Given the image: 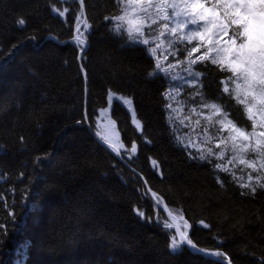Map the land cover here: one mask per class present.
<instances>
[{
    "label": "trees",
    "instance_id": "obj_1",
    "mask_svg": "<svg viewBox=\"0 0 264 264\" xmlns=\"http://www.w3.org/2000/svg\"><path fill=\"white\" fill-rule=\"evenodd\" d=\"M123 8L117 0H85L81 14L80 0H0V264H259L264 191L242 196L237 175L216 169L214 158L199 161L201 154L180 141L168 94L178 88L187 108L203 105L191 99L192 86L170 87L173 69L167 82L163 72L148 75L157 72V59L143 50L148 46L126 47L115 34L117 21L104 19ZM60 9L68 11L59 16ZM83 22L88 49L80 60L74 33ZM164 24L145 21L151 46L167 32ZM185 47L192 45L176 50ZM176 53L160 64L184 70L198 54L182 52L181 63ZM205 86L216 95L214 84ZM108 92L116 98L110 118L131 168L95 138L104 139L97 122L110 107ZM120 97L132 100L139 128ZM230 103L239 118L242 106ZM243 122L250 125L246 115ZM158 204L178 217L198 249L223 253L219 260L186 246L172 254L177 232Z\"/></svg>",
    "mask_w": 264,
    "mask_h": 264
},
{
    "label": "snow or ice",
    "instance_id": "obj_2",
    "mask_svg": "<svg viewBox=\"0 0 264 264\" xmlns=\"http://www.w3.org/2000/svg\"><path fill=\"white\" fill-rule=\"evenodd\" d=\"M117 3L125 5L122 9L124 14L115 17L105 16L104 19L107 23H111L113 19L127 23L126 29L120 24L115 28V34L120 36L126 47L135 49L141 45H147L148 47L143 49L145 54L150 52L152 56L156 55L160 44L157 43L156 47H151L149 40L144 38L146 35H150L144 31L145 21L151 20L152 24L157 22V17H154L151 11L153 7L160 14L158 18L167 22L163 27L173 36H176L179 41L187 40L190 44L194 40L199 41V46L192 44L190 49L185 47L178 49L176 53L180 56L182 63V52L187 51L191 56L192 53L200 52L201 46L206 49L203 55L189 60L184 68L187 77L190 78L187 82L193 88L191 99L210 111L211 115L206 119L211 120L213 116L218 118L220 126L218 131L228 133L227 137L216 145L217 148L221 147V144L224 145L225 150L230 148L233 153L232 160L246 164L253 172L259 173L260 169H264V0H211V3L208 0H193L190 4L187 3V0H183V4L177 3V0H159V3L155 5L153 0H117ZM84 7L85 0H80L81 14H83ZM167 8H171L176 17L187 11L190 19L175 20V27L169 28V23L173 22V17L165 12ZM52 11L55 13L57 9L53 8ZM67 11V9H61L58 15L64 16ZM72 19L78 21L79 17L74 15ZM16 24L23 28L26 20L19 17ZM85 25V31H87V21H85ZM188 25H194L197 28L184 35L182 30ZM76 32L79 33L75 37L76 43L84 45L86 41L81 39L83 33L79 27L76 28ZM124 32L127 33L126 40L123 35ZM2 54L3 52L0 51V55ZM197 61L203 65L202 68H193ZM209 63L215 68H209ZM174 66L170 61L168 66L164 67L157 60L155 63L157 72L148 75L152 78H159V73L163 72V78L167 82L169 71ZM81 70L83 71V68ZM219 73H225V76L220 77ZM201 77L205 79H201ZM177 79L176 75L171 76V81L175 82ZM221 83L224 84L222 91ZM206 84L208 86L215 85V96L208 95ZM175 86V83L170 85V87ZM107 95L108 102L111 104L113 93L108 92ZM120 98L124 99L123 97ZM168 99L174 100L175 97L169 93ZM232 100H235L236 105L242 106L243 111L239 118L233 113L234 106L230 103ZM124 103L132 105V100L124 99ZM167 107L171 108L172 104L168 103ZM192 111L195 112L196 110L193 109ZM244 115H246L250 125L243 122ZM140 126V122L137 121V128ZM105 143L118 155L119 148L124 146L118 141L113 144L107 138H105ZM136 147L135 143L131 145L132 153L136 152ZM212 154L211 149H209L207 155L202 153L198 159L201 162H207L208 156ZM224 154L225 152L221 151L218 158H223ZM246 156L249 158L245 159ZM252 157H256L258 160ZM232 160L228 162L232 163ZM152 163L158 167L155 159ZM257 163H259V168ZM36 166H39V159ZM214 167L225 172L229 171L222 164H215ZM252 180L253 177L249 175V182L239 185L240 188L246 189V191L241 192L242 196L255 198L258 190L264 191V182H261L264 180V176L258 174L255 178L256 182L252 183ZM218 182L223 186L222 178ZM152 196L156 197V193L153 192ZM138 215L143 218L144 213L139 212ZM164 227L170 228L171 225L165 224ZM204 227L207 228L208 224L205 223ZM177 235H172L169 245L172 254H179L183 250L182 246L203 252V249H198L186 233L178 230ZM211 255L222 256L223 253L215 252ZM220 264H223V261H220ZM259 264H264V259L260 260Z\"/></svg>",
    "mask_w": 264,
    "mask_h": 264
},
{
    "label": "rangeland",
    "instance_id": "obj_3",
    "mask_svg": "<svg viewBox=\"0 0 264 264\" xmlns=\"http://www.w3.org/2000/svg\"><path fill=\"white\" fill-rule=\"evenodd\" d=\"M193 0H187V3H192ZM209 2V1H208ZM154 5L159 3V0H153ZM177 3L183 4V0H177ZM125 7V5H124ZM61 10V9H60ZM151 11L155 14V16L158 18L159 13H157L156 8L153 7ZM59 12V10H58ZM165 12L173 17V22L169 23V28L175 27V20H185L190 19L188 16L187 11L182 12V14L179 17L174 16L173 10L171 8L165 9ZM124 14V11H122V14ZM140 15H143L140 13ZM162 22L167 23L163 19H160ZM123 28H127L126 22H118ZM145 24V23H144ZM79 27V26H78ZM81 29V27H79ZM197 26L194 25H188L187 28L182 30V33L184 35H187L189 31L196 30ZM168 33V34H167ZM127 35V33H126ZM196 42V44L199 46V41L194 40L192 43ZM151 47H156V44L159 43L160 47L157 48L156 55L153 56L158 61L162 62L164 65H167L166 58L173 52H177L176 46L179 43H182L184 45H192V43H188L187 40L179 41L176 36H173L171 32L167 30V32H163V35L159 39V41ZM206 49H204L201 46V51L198 52L197 57L203 55L205 53ZM151 54V53H150ZM194 54V53H192ZM191 54V55H192ZM215 55V53H213ZM190 56V55H189ZM196 57V58H197ZM193 58V59H196ZM189 62V61H188ZM163 65V66H164ZM165 67V66H164ZM182 66L175 64V66L172 68L173 71L171 72V76L176 75L178 79L173 82L176 85L182 86V85H189L188 84V78L187 73L184 70H181ZM170 74V71H169ZM231 87V86H230ZM176 88V86H175ZM172 96L175 97L174 100H172L171 104L172 107L169 108L170 111V118L172 125L174 128L177 129L178 132L181 133V142L188 146L191 151H195L199 154H205L207 155L209 149L212 151V155L208 156V158H214L218 164H222L224 168L228 169L233 174L237 175L242 182L247 183L249 175L253 177L252 183H255V178L259 174L260 176H264V169H260L259 173L253 172L252 169H249L246 164H241L238 160H232L233 153L231 152V149L228 148L225 150L224 145L221 144V147L217 148L216 145L221 143V140L223 138H226L228 133L224 131H218L219 129V121L217 117H212L211 120L206 119V117H209L211 115L210 111L206 108L201 109H195L196 111L193 112V108H187L186 105H183L178 97L181 95V91L176 88V90L172 91ZM131 107V114L134 119V124L137 125V121L134 116L133 108L131 105H128ZM199 121V123H197ZM98 125L97 128L100 131V134L108 140H110L113 144H116L117 141L119 144H121L120 136L117 133V131L114 128V124L110 118V115H108V109L103 110L101 112V115L98 117ZM119 150H123L122 148H119ZM221 151H224V157L218 158L219 153ZM249 157L246 156L245 159H248ZM253 159H257L256 157H252ZM232 160V163H229L228 161ZM257 167L259 168V163H257ZM261 182H264L262 180Z\"/></svg>",
    "mask_w": 264,
    "mask_h": 264
},
{
    "label": "water",
    "instance_id": "obj_4",
    "mask_svg": "<svg viewBox=\"0 0 264 264\" xmlns=\"http://www.w3.org/2000/svg\"><path fill=\"white\" fill-rule=\"evenodd\" d=\"M86 50V49H85ZM85 50L83 51V52H85ZM82 54V53H81ZM116 154H117V152H116ZM117 156H118V158L120 159V160H122V158H121V155H120V153H119V155L117 154ZM127 165V164H126ZM128 166V165H127ZM143 179V178H142ZM160 209L165 213V215L167 216V217H169V218H171L172 220H173V222H174V224H175V226H176V229H177V232H178V230L180 231V232H182L181 231V229H180V227H179V221H178V219L174 216V215H172L171 214V212L170 211H168L165 207H162V206H160ZM188 247V246H187ZM189 249H191V250H193V251H196L197 253H199V254H208V255H210V256H213V255H211V254H209V253H206V252H200V251H197V250H194V249H192L191 247H188ZM216 260H219L217 257H215V256H213Z\"/></svg>",
    "mask_w": 264,
    "mask_h": 264
}]
</instances>
